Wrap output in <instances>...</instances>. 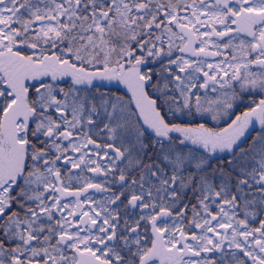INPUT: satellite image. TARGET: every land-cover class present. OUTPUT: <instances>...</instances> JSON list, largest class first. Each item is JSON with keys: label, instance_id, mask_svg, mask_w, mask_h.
<instances>
[{"label": "snow or ice", "instance_id": "1", "mask_svg": "<svg viewBox=\"0 0 264 264\" xmlns=\"http://www.w3.org/2000/svg\"><path fill=\"white\" fill-rule=\"evenodd\" d=\"M0 264H264V0H0Z\"/></svg>", "mask_w": 264, "mask_h": 264}]
</instances>
